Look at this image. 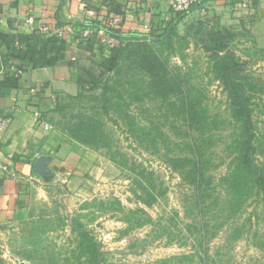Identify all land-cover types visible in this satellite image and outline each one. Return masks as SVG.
<instances>
[{
	"label": "rangeland",
	"instance_id": "obj_1",
	"mask_svg": "<svg viewBox=\"0 0 264 264\" xmlns=\"http://www.w3.org/2000/svg\"><path fill=\"white\" fill-rule=\"evenodd\" d=\"M203 16L159 40L118 44L81 92L50 104L52 154L25 178L24 212L0 222V264H264V47L247 22ZM214 54L236 65L229 80L239 72L251 86L248 173ZM95 122L105 147L89 138ZM189 140L199 188L168 162L189 154Z\"/></svg>",
	"mask_w": 264,
	"mask_h": 264
},
{
	"label": "crops",
	"instance_id": "obj_2",
	"mask_svg": "<svg viewBox=\"0 0 264 264\" xmlns=\"http://www.w3.org/2000/svg\"><path fill=\"white\" fill-rule=\"evenodd\" d=\"M237 0H205L177 19L168 0H0V50L4 64L22 67L16 77L0 74V222L12 221L24 212V182L32 167L49 157V141L43 116L62 95H75L91 76L96 61L113 47H104L78 37L80 24L100 34L107 32L108 17L118 16V30L126 37L163 36L187 20L206 17L215 25L227 26L238 20L249 24L260 47H264V0H253L244 13L236 10ZM32 16L33 26L26 23ZM71 27L59 37L36 30ZM97 26V27H96ZM47 149V151H46Z\"/></svg>",
	"mask_w": 264,
	"mask_h": 264
},
{
	"label": "trees",
	"instance_id": "obj_3",
	"mask_svg": "<svg viewBox=\"0 0 264 264\" xmlns=\"http://www.w3.org/2000/svg\"><path fill=\"white\" fill-rule=\"evenodd\" d=\"M184 14H176L177 19L179 17H182ZM215 23V22H214ZM213 23V24H214ZM83 25V24H80ZM97 27V26H96ZM107 32L113 36L114 38L119 40V44L122 45V43L125 40L128 39H141V40H159L162 38H165L169 36L173 31L172 27L163 34V36H156L154 38H148L143 36H124L120 33L118 29H110L106 28ZM220 32H208L206 34L207 38H214L216 36H219ZM217 40H210V42H215ZM228 55H223V56H218L216 54L213 55V70L215 71L216 74L220 76V79L223 81L224 84L227 85V87H230L231 93H232V103H231V109H230V115L231 118L239 124L240 126V134L238 135V138L240 139L239 143V150L237 152L239 153L238 155V164L244 168L246 173L249 172L250 170V157H251V152L254 150V147L251 142V128H250V117H249V108H248V99L249 96L246 94L247 90L251 89L250 84H247V82H243L242 80H245V76H242L239 72H235V77L238 78V80H229L231 78L230 74L228 72L235 67L236 65L232 62H228ZM89 79V78H88ZM229 82V83H228ZM83 85L81 84L80 86V91L83 90ZM187 121L190 120V117L186 115ZM96 123V128L94 125H92L93 129L90 131V137L93 139V143L96 145V147H100V145L107 146V142L105 141L104 134L103 132H100L98 130V122ZM91 128V126H88V129ZM192 140H189L187 142V145L185 146V149H187L188 153L187 155L184 156H174L168 158L169 164L173 167V169L179 170L183 175L185 179H189V181L192 183V185L195 188H199L201 186V179H202V171H201V160H200V154L198 152L197 144ZM90 144V143H86ZM114 158V156H110ZM118 166L121 168L125 169L126 164L122 162L116 161ZM135 168V167H134ZM130 167V171H134L135 169ZM136 175L138 177H141V180L143 178L150 175L149 172H145L144 169L138 170L136 172ZM260 178L263 180V175L260 174Z\"/></svg>",
	"mask_w": 264,
	"mask_h": 264
},
{
	"label": "built area",
	"instance_id": "obj_4",
	"mask_svg": "<svg viewBox=\"0 0 264 264\" xmlns=\"http://www.w3.org/2000/svg\"><path fill=\"white\" fill-rule=\"evenodd\" d=\"M170 9L174 14H186L194 7L202 4L205 0H168ZM236 10L238 12H247L252 5L253 0H237ZM26 23L33 26L32 16L26 18ZM106 28L118 29L120 26V18L118 16L108 17L106 20ZM71 27L50 28L45 25H39L36 30L51 36L59 37L64 30H70ZM78 37L83 40H89L93 43L99 44L104 47H113L116 40L108 32L100 34L92 29L90 25H79L77 27ZM22 67H16L13 64H4L3 56L0 50V74L4 72H11L14 76L18 77L22 73ZM5 127V122H0V128ZM0 169L6 172V166L0 164Z\"/></svg>",
	"mask_w": 264,
	"mask_h": 264
}]
</instances>
